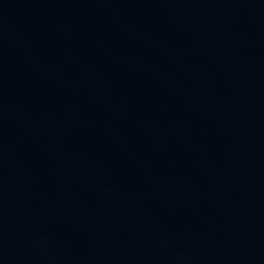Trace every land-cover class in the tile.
Segmentation results:
<instances>
[{
    "label": "water",
    "instance_id": "water-1",
    "mask_svg": "<svg viewBox=\"0 0 264 264\" xmlns=\"http://www.w3.org/2000/svg\"><path fill=\"white\" fill-rule=\"evenodd\" d=\"M0 264H264V0H0Z\"/></svg>",
    "mask_w": 264,
    "mask_h": 264
}]
</instances>
